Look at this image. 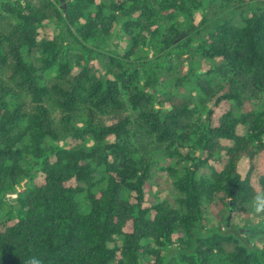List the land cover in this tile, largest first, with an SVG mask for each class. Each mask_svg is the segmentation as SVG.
I'll use <instances>...</instances> for the list:
<instances>
[{"label":"trees","instance_id":"obj_1","mask_svg":"<svg viewBox=\"0 0 264 264\" xmlns=\"http://www.w3.org/2000/svg\"><path fill=\"white\" fill-rule=\"evenodd\" d=\"M261 154L264 0H0V264H264Z\"/></svg>","mask_w":264,"mask_h":264},{"label":"rangeland","instance_id":"obj_2","mask_svg":"<svg viewBox=\"0 0 264 264\" xmlns=\"http://www.w3.org/2000/svg\"><path fill=\"white\" fill-rule=\"evenodd\" d=\"M61 2H64V0H60ZM89 145V144H88ZM238 170L241 174H244L247 170V166L245 161H240L239 162V166H238ZM264 170V154L259 155V157L256 160V164H255V169L253 170L252 174H251V183L254 186L255 190L258 192L257 194H264L260 192V189L258 188V185L256 184V180H257V176L259 173H261ZM164 176H161V178L158 180V184H156V186L150 188L149 186L146 187V190L150 191V189L152 191L153 194H156L158 191L162 190L161 188H164ZM10 197H15V195H11ZM213 213H214V209H212V211L208 214V218L211 221V224L214 223V218H213ZM233 221L235 223H237V220ZM239 222V220H238Z\"/></svg>","mask_w":264,"mask_h":264},{"label":"clouds","instance_id":"obj_3","mask_svg":"<svg viewBox=\"0 0 264 264\" xmlns=\"http://www.w3.org/2000/svg\"><path fill=\"white\" fill-rule=\"evenodd\" d=\"M253 207L256 213H264V194L256 197ZM29 264H39V262L33 259L29 261Z\"/></svg>","mask_w":264,"mask_h":264},{"label":"water","instance_id":"obj_4","mask_svg":"<svg viewBox=\"0 0 264 264\" xmlns=\"http://www.w3.org/2000/svg\"><path fill=\"white\" fill-rule=\"evenodd\" d=\"M25 185H26V183H25Z\"/></svg>","mask_w":264,"mask_h":264}]
</instances>
